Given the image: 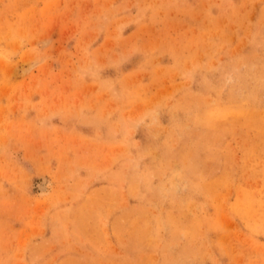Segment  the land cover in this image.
<instances>
[{"label": "rangeland", "instance_id": "1", "mask_svg": "<svg viewBox=\"0 0 264 264\" xmlns=\"http://www.w3.org/2000/svg\"><path fill=\"white\" fill-rule=\"evenodd\" d=\"M0 264H264V0H0Z\"/></svg>", "mask_w": 264, "mask_h": 264}, {"label": "bare ground", "instance_id": "2", "mask_svg": "<svg viewBox=\"0 0 264 264\" xmlns=\"http://www.w3.org/2000/svg\"><path fill=\"white\" fill-rule=\"evenodd\" d=\"M46 43V42H45ZM35 61V60H34ZM35 63L37 64V62L35 61ZM35 63H31V65H30V67L31 66H33ZM39 63V62H38ZM33 64V65H32ZM26 69H28V70H30V68L28 67V68H26ZM25 69V71H27ZM28 72V71H27ZM51 186H50V184L48 183V181L46 180V179H42L41 181H39V184H38V188H39V190H40V193L42 194V195H45V194H47V192L49 191V188H50Z\"/></svg>", "mask_w": 264, "mask_h": 264}]
</instances>
